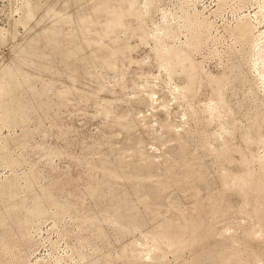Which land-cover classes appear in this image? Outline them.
Wrapping results in <instances>:
<instances>
[{
    "label": "rangeland",
    "instance_id": "1",
    "mask_svg": "<svg viewBox=\"0 0 264 264\" xmlns=\"http://www.w3.org/2000/svg\"><path fill=\"white\" fill-rule=\"evenodd\" d=\"M145 1L0 0V264H264V0Z\"/></svg>",
    "mask_w": 264,
    "mask_h": 264
},
{
    "label": "bare ground",
    "instance_id": "2",
    "mask_svg": "<svg viewBox=\"0 0 264 264\" xmlns=\"http://www.w3.org/2000/svg\"><path fill=\"white\" fill-rule=\"evenodd\" d=\"M144 5H145V7H147L149 5V2L146 0L144 2ZM244 24H249V23L246 22V21H245V23L244 22H240V23H238L237 27H241ZM161 65L163 67L166 66V64H163V62H161ZM177 89H179L180 92H182L184 90V88L181 87V86L179 88H177ZM219 95L221 96L220 97V102H218L216 104L215 103H213V104L211 103L209 105V109L208 110L210 111V114L213 117H216V115H220L221 114V112H222L221 102H225V93L222 91V92L219 93ZM153 96H154V92H151L149 94V98H150V102H151L152 106L154 104V101L156 100ZM161 107H163L162 110L165 109L164 111H165V114L166 115L171 114L170 113V110L171 109H170V106L168 104L167 105L162 104ZM153 108H155V107H153ZM214 112H217L216 115H215ZM185 116L186 115L184 114L183 117H185ZM226 128L227 127L224 126V129H226ZM260 140L264 143V138H261ZM242 150H240V151L243 154V151L244 150L243 151ZM242 156L244 157L245 155L243 154ZM249 169H250V167H249ZM247 171H248V169L244 172L245 173L244 175H240L241 172H239L240 174H235L233 176H230L226 172V170H224V172H226L227 174H224L223 177H222V181H223L222 182V187H224V189L227 190V191L228 190H232L233 188H235V189L239 188L240 190L239 189H237V190L241 193V197H242L241 200L245 204H247V202L250 201L249 190H248L249 189V186H253L254 184L257 185V183H256L257 181L255 179L252 180L253 183H250V182L245 181V178L248 176V174L246 173ZM248 172H250V171H248ZM247 206H249V203L247 204ZM243 208L244 209L241 210V212H244V210H246V206L244 205ZM248 210H249V208H248ZM254 221L255 222L252 225L249 226V228L246 230V232H247L248 236H250L251 239H253V240H261V239L264 238V224H261L260 222H257L256 220H254ZM256 228H259V229H256ZM231 232H233V227L230 226V225H228V226L225 227V230H224V233L223 234L226 235V233L230 234ZM157 241H158V243H161V242L162 243H165L169 247L173 245V243H171L170 240H165L164 237H160L159 239H157ZM155 245L156 244H152L151 246H148L147 248H149V249L145 250L146 252H144V254L141 252L142 253V256L141 257H145L147 259L152 258V253H153V250H154L152 248H154Z\"/></svg>",
    "mask_w": 264,
    "mask_h": 264
}]
</instances>
